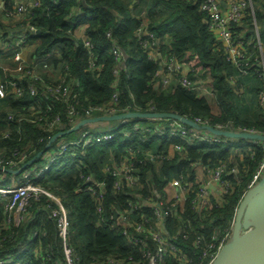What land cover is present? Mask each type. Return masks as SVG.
Segmentation results:
<instances>
[{
  "label": "trees",
  "instance_id": "obj_1",
  "mask_svg": "<svg viewBox=\"0 0 264 264\" xmlns=\"http://www.w3.org/2000/svg\"><path fill=\"white\" fill-rule=\"evenodd\" d=\"M1 1L0 39L9 41L11 35L23 33L24 27H37V33L28 36L33 46L30 58H41L51 53L39 61L37 70L45 82H52L58 74L66 73V80L72 86L71 102L79 113L89 104L109 102L115 82L118 90L115 105L122 110L173 112L192 122L193 117L199 116L208 119L210 124H229L240 131L254 127L264 132V112L257 102L263 81L259 78L261 83L255 91V113L249 112L250 117L240 116L237 106L238 99L247 87L244 81L247 76L256 75L251 72L240 74L235 86L229 83V76L237 74L238 70L225 60L224 46L208 28L207 16L198 9L196 1L149 0L151 5H162L167 14L162 20L153 21L152 12L147 8L144 21L161 42V48L166 46L165 36H169L171 41L168 48L178 60L188 65L189 75L208 78L207 84L216 91L210 99L181 86L177 76L166 86L157 83L155 72L158 63L148 54L153 48L147 50L137 42L135 31L141 18L132 14L124 0ZM252 2L256 4L253 14L246 11L241 20L242 25L234 28L237 34H244L246 39L253 37V19L259 28L264 23V0ZM19 4L25 6L24 11L16 10ZM88 14L90 17H86ZM81 22L88 23L86 31L93 42L97 62L101 63L97 70L88 69V54L73 36ZM107 31H110L111 39L125 53V60L117 76L113 73L115 61L110 52L111 39L105 35ZM261 36L264 39V31ZM13 49L9 45L6 50H0V80L8 79L12 74L6 67L16 64L12 60ZM55 51L58 55L54 54ZM44 63L47 67L43 66ZM27 80L26 77L21 78L19 95L7 92L0 98V148L10 157L15 152L16 155L25 153L27 158L20 161L19 166L42 150L54 133L69 128L66 102L46 97L38 86L36 93L30 94ZM40 112H46L48 117L61 113L63 124L49 129L44 119L29 120L35 119ZM20 117L22 119L18 122L16 119ZM167 121L170 120L130 118L125 123L103 120L95 127L81 126L57 138L76 139L86 128L110 130L112 134L106 142L87 148L77 146L72 151L74 157L64 163L59 161L58 164H52L47 173L45 184L51 186L53 193L61 196L62 204L68 210L70 241L77 254V264H95L108 255L140 259L143 247L152 249L148 235L137 232L134 227L127 231L146 239L144 244H131L119 229L113 210L127 214L134 225L143 224L146 228L155 225L158 220L152 214L150 204L163 197L167 180L170 179H180L187 188V198L182 213L177 212V207H172L161 221L166 233L174 235L173 241L187 251L189 264L197 262L199 248L193 243L192 233L188 239L182 238L179 233L186 221L209 239L220 238L225 232L264 152L258 147L233 151L215 142L195 145L189 141L190 135L179 132L170 134L166 128L162 135H155L156 128L166 126ZM193 123L190 125L185 122L188 127L203 129L201 124ZM134 125H138L139 129L134 130ZM54 143L55 140L23 170L35 168L36 160L43 159V155L52 149ZM177 146L181 149H177ZM149 154L153 158H149ZM159 154L163 158H158ZM222 161L234 166L236 171H227L223 177L228 184L227 188L213 194L209 203L200 204L197 209L192 205L199 186L194 165L198 163L214 169ZM124 163L130 165L128 173L136 178L134 184H129L125 179L126 172L120 170ZM113 170L118 174L114 175ZM16 177L18 174L0 170V186L10 184ZM85 178L103 182V186L97 188L100 195L95 196L84 188ZM117 178L122 179V186L118 189L115 188ZM77 185L81 187L80 191L75 190ZM136 196L147 202L132 210L128 200ZM5 198L6 195L0 196V260L15 255V260L20 264L25 260H30V264H55V260L61 261V242L50 213L56 204L43 194L40 200H31L25 215L17 223L6 218ZM99 205L102 225H99L97 212ZM186 230L189 232L190 227H186ZM34 231L38 233L31 237ZM40 250L42 257L37 255ZM46 254L48 258H44ZM168 264L176 263L171 260Z\"/></svg>",
  "mask_w": 264,
  "mask_h": 264
},
{
  "label": "built area",
  "instance_id": "obj_2",
  "mask_svg": "<svg viewBox=\"0 0 264 264\" xmlns=\"http://www.w3.org/2000/svg\"><path fill=\"white\" fill-rule=\"evenodd\" d=\"M198 3V9L203 11L208 19V28L214 33V35L221 41L224 46V57L227 62L232 63L238 70L237 74L229 76V83L235 86L240 74H245L251 72L255 74L258 78L263 81L262 88L258 92L257 102L264 112V39H262L260 28L253 19V37L246 39L244 34H237L234 30L235 27L241 26V20L245 16L246 11L253 14L256 4L252 0H192ZM34 4V3H33ZM16 10L18 12L24 11L25 6L22 4L17 5ZM90 17V15H86ZM141 18L138 26L136 27L135 36L137 42L147 50L153 48L150 51L149 56L158 63L157 71L155 72V77L157 78V83L163 86L168 85L175 76H177V82L191 90L197 92L200 96L210 99L215 95V89L211 88L207 84V79L200 78L196 75H189L188 65L181 62L168 48L171 39L169 36H165L166 46L164 48L160 47L161 42L149 30L147 22L144 21L145 12L139 15ZM85 23V30L79 34L77 37L74 36L75 40L80 41L82 48L88 54V69L97 70L101 67V63L97 62L96 55L94 53L93 42L89 37L86 28L88 23ZM37 33V27L29 25L23 28V33H15L11 35L9 41L0 39V50H6L9 45L14 47L12 60L16 62L13 67H6V70L10 72L8 79L0 80V98L4 97L7 92H12L13 95H19L21 93V78L26 77L28 80V91L30 94L36 93L37 86L42 90V94L46 97H51L55 100L66 102V113L67 123L69 128L75 125L79 120L85 118H91L93 116L100 115H112L123 112H129L133 110H122L118 108L115 103L118 101V90L117 85L113 82V91L110 96V100L107 103L102 104H89L83 108L82 113L75 108L74 104L71 102L72 97V86L66 80V73H60L55 77L52 82H45L37 70V66L40 60H44L45 57H49L51 53H46L45 56L41 58L32 59V56H25L24 51L29 46H32L28 41V36L35 35ZM74 34V32H73ZM111 39L110 31L105 34ZM33 47V46H32ZM110 52L114 58L115 66L113 68V73L117 76V73L121 69L123 62L125 60V53L123 50L111 39ZM58 55V52H54ZM47 67V64H43ZM124 70V69H123ZM8 88H13V90H7ZM148 111H153L148 109ZM185 118V117H183ZM11 119V116H10ZM22 117L16 119L20 122ZM45 120L46 127L53 129L62 125L61 113L57 112L52 117H48L46 112H40V114L35 119H29L31 121ZM130 118L119 120L120 123H125L129 121ZM152 120L160 118H151ZM167 125L158 127L155 130V135L160 136L164 133L163 129L166 128L170 134H176L177 132L181 134L190 135V142L195 145L201 143H219L223 146L228 147L233 151L240 150H252L256 147L260 148L264 152V132L255 129L254 127L243 128L235 130L229 124L215 123L210 124L208 119L201 118L199 116L193 117V122L202 125L203 129L196 130L192 127H188L185 122L188 120L165 118ZM190 121V120H189ZM100 121L86 123L85 125L96 126ZM83 125V126H85ZM134 130L139 129L138 125H134ZM207 129V131L205 130ZM144 130H148L144 128ZM167 132V133H168ZM229 133V134H227ZM112 137L110 130H93L91 128L83 129L77 136L76 139H60L55 140L54 146L48 153L43 155L44 163L42 166H36L32 170H23L21 176L17 180H13L10 184L0 186V196H5L4 210L6 213V218L9 221L14 220L19 222L22 215H25L27 207L30 205L31 200H40L41 196L44 194L48 196L55 204V208L50 209L51 216L55 221L57 236L60 238L62 257L61 261L55 260V264H77V254L71 244V224L68 217V210L64 207L61 202V196L48 194L44 188L51 186L46 185L47 173L52 164H58L59 161L63 163L69 158L74 157L72 151L77 147H91L96 143H103L110 140ZM181 149L180 146L176 147ZM158 158H163L162 154L157 155ZM27 158L26 154L6 156L3 148H0V168H17L19 167L20 161ZM149 158H153L152 154H149ZM201 166L200 164L194 165ZM206 172V181H200L196 193V198L192 199V205L196 206L197 209L201 206L200 204L209 203L213 194L223 191L227 188L228 184L223 180L224 175L227 171L234 172L236 168L234 166H229L226 161H222L215 166L214 169L205 168L202 166ZM130 168L129 163H124L120 170L125 173L127 182L129 184H134L136 178H133L131 174L128 173ZM112 173L117 175V171L113 170ZM196 175V172H195ZM264 178V153L263 158L260 160L255 170L250 176L249 181L246 184V190L241 195V198L236 205L233 213V218L230 221L228 227L225 228V232L220 238H207L198 230H194L191 227L189 221L182 225L181 233L182 238L188 239L190 233L193 234V243L195 247L199 248L198 260L192 264H211L214 258L217 256L218 252L224 244H226L233 235L235 217L237 211L239 210L242 202L246 199L249 192L256 188L260 181ZM85 189L90 191L93 195L98 196L100 192L97 188L103 186L102 181L94 180L93 178H85L84 182ZM122 186V179L117 178L115 182V188L118 189ZM175 187L176 190L172 195L168 193V187ZM76 191H80L81 187L77 185ZM29 197L30 200H29ZM58 197V198H55ZM55 198V200H54ZM187 198V188L181 183L180 179H170L167 180L165 186V194L156 201H152L151 211L158 222L155 225H149L147 228L143 224H132L129 220V216L125 213H119L113 210V215L119 224V229L128 238L131 244H144V237H136L135 234L129 233L128 228L134 227L137 232L146 233L148 238L152 241V249L142 248L141 258L135 259L132 256L120 257L116 255H108L103 257L101 260L95 264H168L171 260H174L176 264H189L190 257H188L187 251L178 246L173 239L174 235H169L166 233L164 224L161 219L168 214L172 207H177V212L184 211V203ZM146 200L139 199L136 196L133 199L128 200L129 207L133 210L138 208ZM147 202V201H146ZM99 212V225H102V220L100 219L101 208L100 205L97 208ZM186 227H190V231L186 230ZM249 226L248 228H250ZM247 228V229H248ZM246 230L243 225V220L240 224V233ZM38 232L34 231L31 237L35 236ZM24 249V247H23ZM20 251H18L19 253ZM42 252L40 250L37 255L42 257ZM18 255V254H17ZM15 256V255H14ZM13 255L8 256L0 260V264H20L17 262ZM48 254L44 258H48ZM23 264H30V260L23 261Z\"/></svg>",
  "mask_w": 264,
  "mask_h": 264
},
{
  "label": "water",
  "instance_id": "obj_3",
  "mask_svg": "<svg viewBox=\"0 0 264 264\" xmlns=\"http://www.w3.org/2000/svg\"><path fill=\"white\" fill-rule=\"evenodd\" d=\"M126 118H174L185 120V118L177 113L163 111H129L81 119L65 131L54 133L45 144V147L36 152L34 156L24 164L17 168H0V170L13 174L22 172L36 157L42 155L54 140L62 135L77 130L86 123L103 120H121ZM186 121L190 125L194 124L192 121ZM242 220L246 230L240 233V224ZM249 226L251 227L248 228ZM211 264H264V178H262L256 188L249 192L246 199L242 202L235 217L232 238L222 246Z\"/></svg>",
  "mask_w": 264,
  "mask_h": 264
},
{
  "label": "rangeland",
  "instance_id": "obj_4",
  "mask_svg": "<svg viewBox=\"0 0 264 264\" xmlns=\"http://www.w3.org/2000/svg\"><path fill=\"white\" fill-rule=\"evenodd\" d=\"M143 4L147 8H149V10L152 12V16L154 20L156 21L162 20L167 14V10L164 7H162V5H156V6L151 5L149 0H144ZM263 31H264V23L261 24V28H260V32L262 33ZM244 83L247 85V87L245 86L246 89L244 88V93L242 94L241 98L238 99L237 112L239 113L240 116L250 117L249 112L250 113L253 112L254 114L256 110L255 91H256V88H258V86L260 85L261 81L257 76H249V77L247 76ZM44 161H45L44 158L41 160L38 159L36 160L35 163L37 166H42ZM21 174H22L21 172L18 173V177H16L15 180H17L21 176ZM44 189L48 194L56 195L55 193L51 191L50 188L46 187ZM30 198L31 197H29V200ZM55 198H58V197H55Z\"/></svg>",
  "mask_w": 264,
  "mask_h": 264
},
{
  "label": "crops",
  "instance_id": "obj_5",
  "mask_svg": "<svg viewBox=\"0 0 264 264\" xmlns=\"http://www.w3.org/2000/svg\"><path fill=\"white\" fill-rule=\"evenodd\" d=\"M144 0H124V2L127 3L128 7L131 9V12H133L132 14L134 15H140L142 12H146L147 11V7L143 4ZM0 4H2V1L0 0ZM30 4V3H28ZM79 8H77L76 10H78ZM75 10V11H76ZM154 21V19H153ZM85 30V23L81 22L79 23V25L75 28L74 30V36H78L79 34H81L83 31ZM33 47L29 46L28 48L25 49L24 51V57L25 56H30V53L32 51ZM4 66H7L6 64ZM195 172H196V177L200 180V181H206L207 179V174L204 170V168L202 166H195ZM176 190L175 187H168V193L170 195L173 194V192Z\"/></svg>",
  "mask_w": 264,
  "mask_h": 264
}]
</instances>
